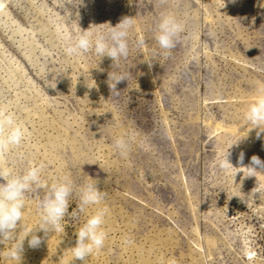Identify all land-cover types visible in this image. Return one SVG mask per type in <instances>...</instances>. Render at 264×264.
Masks as SVG:
<instances>
[{"label": "rangeland", "instance_id": "1", "mask_svg": "<svg viewBox=\"0 0 264 264\" xmlns=\"http://www.w3.org/2000/svg\"><path fill=\"white\" fill-rule=\"evenodd\" d=\"M164 12L185 29L167 55L154 40ZM124 16L136 19L129 56L117 67L93 52L65 59V36L106 30ZM141 36L146 46L133 48ZM111 71L127 73L118 93L107 83ZM259 89L264 0H0V109L27 132L0 166L21 172L43 163L48 184L89 176L106 192L79 218L73 194L59 231L37 232L36 249L26 238L20 261L8 258L11 241L0 244V264H38L41 254L46 264H264V173L218 166L228 150L234 167L241 151L245 165L253 155L264 162V133L257 139L244 120ZM132 133L122 157L113 139ZM46 190L27 194L21 238L37 228V197ZM97 207L108 210L104 247L73 260L75 231Z\"/></svg>", "mask_w": 264, "mask_h": 264}, {"label": "clouds", "instance_id": "2", "mask_svg": "<svg viewBox=\"0 0 264 264\" xmlns=\"http://www.w3.org/2000/svg\"><path fill=\"white\" fill-rule=\"evenodd\" d=\"M232 2H235V0H232ZM135 19L124 16L114 27L109 23H105L108 25L106 30H100L95 25L90 26L87 30H82L79 27L77 32L64 37L62 52L65 59L71 63L74 60L84 58L89 52H93L101 60L104 57L110 58L112 69L117 67L121 59H127L129 56V37L134 29ZM184 30L182 20L178 19L172 12H164L161 13L155 25L154 40L159 49L167 55L176 47ZM146 43L145 38L141 36L131 41V46L141 49L146 46ZM147 63L151 68V60ZM124 80H127V73L109 72L107 83L111 93L114 91L118 93L117 85ZM244 120L248 124L254 125L253 129H258L257 139H260L261 133H264V89L258 90L257 99L247 107L244 112ZM26 138V128L21 122H18L15 114L0 109V157L5 156L13 149L19 148L26 142ZM134 139V133L121 134L113 139V147L119 155L126 157L131 151ZM229 156L230 152L228 150L223 158L219 159L218 166L221 169L225 171L229 168L242 170L237 171L236 175L238 172H242L244 176L247 173L245 177H256L258 173H264V162L256 155H253L249 163L245 165V154L241 151L237 158L239 167L232 165ZM44 169L45 165L43 163H29L21 172L0 166V244L11 241L14 245V247H9V259L20 261L23 243L29 236L28 246L36 249L39 248L43 240L41 236L36 234L37 232L43 231L46 237L50 232L61 229V222L69 213V199L73 194L79 200L76 210L71 211V215L75 218H79L80 213H85L89 206L99 205L106 198V192L99 189V180L97 179L88 176L85 182L76 185L68 176H64L48 184L43 178ZM39 188H46L47 190L42 198L37 197L39 212L37 228L30 232L22 229L27 234L21 238V231L17 235V228L22 225L27 194ZM107 211L103 207L95 208L91 214L87 215L84 223L76 229L75 246L69 249L74 260L84 262L94 251L104 247L107 239V232L104 227ZM124 241L127 245L134 243L127 236Z\"/></svg>", "mask_w": 264, "mask_h": 264}, {"label": "bare ground", "instance_id": "3", "mask_svg": "<svg viewBox=\"0 0 264 264\" xmlns=\"http://www.w3.org/2000/svg\"><path fill=\"white\" fill-rule=\"evenodd\" d=\"M45 243H47V242H45ZM44 244V243H43ZM47 245H48V243H47ZM48 247V246H47ZM52 247V246H51ZM44 248L46 249V246H44ZM44 248H42V250L44 249ZM50 248V247H49ZM45 251V250H44ZM57 251H60V250H57ZM39 252V251H38ZM44 253V252H43ZM39 254H40V252H39ZM48 254V253H47ZM55 254H57V252L56 253H54V255ZM36 255V254H35ZM53 255V254H52ZM53 255V256H54ZM58 255V254H57ZM48 256V255H47ZM49 256H51V255H49ZM40 258H39V263L38 264H46V262H48L46 259V256H45V254H41L40 256H39ZM56 257V256H55ZM59 257H61V256H59ZM73 257V256H72ZM55 258H53V260H54ZM64 259V258H63ZM66 259H68L67 258V256H66ZM73 259V258H72ZM38 260V259H37ZM74 260V259H73ZM61 261H65L66 262V260H59V262H61ZM68 261V260H67ZM54 262V261H53ZM52 262V263H53ZM72 262V261H71ZM70 262V263H71ZM76 262V261H75ZM73 263V262H72ZM66 264H68L67 262H66ZM75 264H77V263H75Z\"/></svg>", "mask_w": 264, "mask_h": 264}]
</instances>
